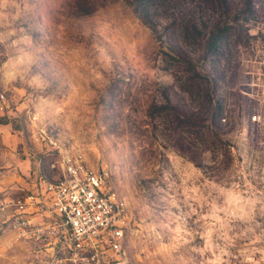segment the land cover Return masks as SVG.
<instances>
[{"label": "rangeland", "instance_id": "1", "mask_svg": "<svg viewBox=\"0 0 264 264\" xmlns=\"http://www.w3.org/2000/svg\"><path fill=\"white\" fill-rule=\"evenodd\" d=\"M149 15L123 0H0V124L16 153L107 168L131 264H264V0H159ZM20 177L0 170V186ZM27 193L0 190V264L68 254L66 238L13 231L1 204Z\"/></svg>", "mask_w": 264, "mask_h": 264}, {"label": "built area", "instance_id": "2", "mask_svg": "<svg viewBox=\"0 0 264 264\" xmlns=\"http://www.w3.org/2000/svg\"><path fill=\"white\" fill-rule=\"evenodd\" d=\"M8 109L0 93V112ZM33 155L38 157L36 185L22 198L1 204L13 231L27 239L66 238L68 254L54 264H131L129 215L125 202L108 188L107 168L93 169L71 155L53 161Z\"/></svg>", "mask_w": 264, "mask_h": 264}, {"label": "crops", "instance_id": "3", "mask_svg": "<svg viewBox=\"0 0 264 264\" xmlns=\"http://www.w3.org/2000/svg\"><path fill=\"white\" fill-rule=\"evenodd\" d=\"M11 132L12 128L9 124H0V146L2 148L0 150H3V148L7 150V158L4 163L0 162V170H7V173L15 170L21 177L17 184L14 183L13 186L5 184V186H0V190L4 191L5 189H11V187H17L30 192L36 185L39 175L38 157L31 155V153L28 156L25 151L22 154L16 153L18 141L17 137ZM43 158L45 159V157Z\"/></svg>", "mask_w": 264, "mask_h": 264}, {"label": "trees", "instance_id": "4", "mask_svg": "<svg viewBox=\"0 0 264 264\" xmlns=\"http://www.w3.org/2000/svg\"><path fill=\"white\" fill-rule=\"evenodd\" d=\"M123 1L126 2V4H128L130 7H132V9H134V12L139 16V18L145 24H147L151 22V18L149 15L150 11L159 0H123ZM193 28L196 30V25H194ZM227 30L229 29L227 28ZM227 30H226V33H224L222 30L214 32L212 36L209 38V41L207 43V46H208L207 49L218 53V51H220L221 49L222 44L225 43L224 40L227 38ZM189 65L192 68L190 69V71L195 73V71L193 70L194 69L193 64L190 62ZM210 107L211 108H208L209 115H210V123H212L211 121L213 119L215 121H218V119L220 120V118H222L221 113L223 111L222 105L217 103V105L213 107L210 106Z\"/></svg>", "mask_w": 264, "mask_h": 264}]
</instances>
